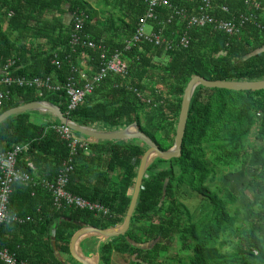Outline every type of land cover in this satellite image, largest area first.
<instances>
[{"label": "trees", "instance_id": "1", "mask_svg": "<svg viewBox=\"0 0 264 264\" xmlns=\"http://www.w3.org/2000/svg\"><path fill=\"white\" fill-rule=\"evenodd\" d=\"M94 2L103 9L118 11L117 15L107 11L111 14L107 24L114 38H130L145 11L141 0ZM169 2L190 9L200 0ZM238 2L216 0L230 11L239 9ZM261 3L264 6V0ZM77 10L87 14L84 33L90 34L94 42L103 43L110 50L124 47V41H101L99 31L94 27L90 30L92 18L85 0H0V72L5 61L13 58L18 66L14 75L48 78L58 87L51 91L12 87L0 115L20 105L48 102L83 127L101 124L115 130L136 123L159 150L167 151L174 145L182 96L193 76L209 81L264 80V20L262 28L249 24L234 37L212 32L206 26L191 31L187 49L164 53L150 45L132 48L124 57L129 63V90L120 86L119 77L108 76L76 110L66 115L67 95L60 87L69 76L77 75L71 72L76 56L66 57L71 50L72 24L65 25L63 16ZM159 17L164 18L165 12L161 10ZM181 28L176 24L167 26L165 36L172 38ZM55 54L61 61L60 68L51 63ZM88 54L92 57L90 63L96 65L97 55ZM161 57L168 60L166 64L156 62ZM154 70L159 71L157 83L165 92L155 91L151 97H144L152 100L148 104L132 90L145 92V82ZM33 115L45 117L32 111L11 116L0 124V154L14 145L28 144L29 151L18 158L17 167L29 172L30 163L46 179L53 180L69 150L52 129L44 132L47 126L59 124L55 117L46 114L54 120L37 124ZM254 130L261 146L246 144ZM146 150L147 146L139 140L98 141L89 144L88 153L79 150L73 158L66 190L107 208L109 214L105 217L86 210H57L52 206L51 195L43 189H35L31 197L32 189L16 184L13 193L21 187L19 190L28 198H36L44 191L47 209L42 207L36 215L35 201L29 211L18 209L19 199L12 193L9 211L35 219L18 228L22 233L32 229L36 238L10 243L3 238V226L0 248L8 249L26 264H62L57 253L79 264L70 256L72 236L82 227L106 230L123 223ZM238 172L247 182L237 194L219 184L225 174ZM186 189L202 198L198 204L193 205L194 200L187 204L190 197ZM175 239L186 256H170L169 243ZM28 245L29 249H24ZM98 252L101 264H110L114 255L121 256L125 264H162L161 254L168 264H264V90L237 92L197 87L189 106L181 155L169 161L151 160L128 231L104 241Z\"/></svg>", "mask_w": 264, "mask_h": 264}, {"label": "built area", "instance_id": "2", "mask_svg": "<svg viewBox=\"0 0 264 264\" xmlns=\"http://www.w3.org/2000/svg\"><path fill=\"white\" fill-rule=\"evenodd\" d=\"M145 6L144 13L138 18L135 31L125 41L122 49L110 50L103 43L94 42L91 37L84 33V24L88 19L84 11L77 10L71 14L72 29L70 33V53L68 59L76 56V61L71 65V72L77 77L69 76L65 85L61 86L66 91L67 104L66 115L76 110L84 99L92 94L95 87H98L108 76L119 77L124 88L129 90V63L124 59L126 53L132 48H139L142 45H150L153 48H160L164 53L179 49H187L190 45V33L196 29L209 27L212 32L222 33L228 37L240 34L243 29L251 24L256 28H262L261 21L264 20V6L261 0H238L239 9L230 11L223 3H216V0H200L190 9L178 7L169 0H141ZM189 1V0H188ZM191 1V0H190ZM165 12V17L160 18V11ZM219 12L220 17L215 13ZM182 27L179 33L172 38L165 36L167 26L174 24ZM149 27V30H145ZM165 27V28H164ZM79 50V54H76ZM88 52L97 55V64L90 63L92 57ZM69 61V60H68ZM51 63L61 67V61L57 54L53 56ZM18 68L16 60L9 58L5 61L0 72V108L3 101L9 96V89L35 88L37 90L51 91L58 89L52 85L48 78H26L14 75ZM133 93L141 101L152 103L150 98H144L138 89ZM68 118V117H67ZM92 128V127H90ZM56 132L59 140L67 144L69 154L62 162L56 177L53 180L38 179L17 167L18 158L26 155L30 146L28 144L14 145L9 151L0 154V228L6 224L23 225L29 218H22L18 214L9 211V199L16 184H23L31 188L39 187L49 193L52 198V206L59 209L86 210L96 216H108L109 210L104 206L88 202L80 197L71 195L67 190L69 176L73 169V158L78 151L89 152L90 141L75 134L71 129L62 124L47 126L44 132L49 130ZM96 131H101L92 128ZM90 139V138H89ZM91 140V139H90ZM92 141V140H91ZM29 168L33 166L29 163ZM0 263L2 264H26L19 261L5 248H0Z\"/></svg>", "mask_w": 264, "mask_h": 264}, {"label": "water", "instance_id": "3", "mask_svg": "<svg viewBox=\"0 0 264 264\" xmlns=\"http://www.w3.org/2000/svg\"><path fill=\"white\" fill-rule=\"evenodd\" d=\"M204 87L209 89H225L230 91H260L264 90V80L260 81H209L203 79L199 76H193L189 82L187 83L180 106V111L178 115V122L175 133L174 145L171 149L167 151H161L155 145L154 142L142 132L139 131L136 123H132L127 127L115 130H102L96 131L89 127H83L75 124L69 118H67L61 110L48 103V102H32L25 105H20L15 108L9 109L0 115V124L4 122L11 116L36 111L44 115H51L55 117L60 124L68 127L73 132L78 133L84 137L91 138L96 141H107V142H118V141H128V140H139L147 146V150L143 154L139 167L137 169L136 180L134 183V188L132 191L130 204L128 206L127 213L121 225H118L114 228L99 230L89 227H82L80 230L76 231L71 238L69 250L71 257L79 264H98L96 260L87 259L84 256L80 255L76 246L77 243L83 237L87 235H96L103 240H107L110 238L118 237L124 235L130 226V221L132 218V214L135 210L137 200L139 197V192L141 190L142 181L144 178L145 170L151 160L154 158H158L164 161H169L174 158H178L181 155V145L183 141V137L185 134V128L187 123L188 111L191 102L192 95L194 90L197 87Z\"/></svg>", "mask_w": 264, "mask_h": 264}, {"label": "crops", "instance_id": "4", "mask_svg": "<svg viewBox=\"0 0 264 264\" xmlns=\"http://www.w3.org/2000/svg\"><path fill=\"white\" fill-rule=\"evenodd\" d=\"M107 3V2H105ZM85 4H86V10L90 13L91 15V24H90V30H93V27L95 29H97L99 31L98 36L101 37V41H105L106 40H121V41H126L128 39L123 38V36L121 35V37L119 38H114L112 37V30H111V26L107 24V21L109 20L108 18H110L111 14L107 13V11H113L111 8H104L102 5H99L98 3H95L94 0H85ZM113 12L116 13V15L118 14L117 10H114ZM63 23H65V25H70L71 23V14L67 13L65 14V16H63ZM5 27V26H4ZM5 29V28H4ZM107 29L109 30L107 33ZM89 36L91 37V35L89 34ZM117 36V35H116ZM92 38V37H91ZM36 44V43H33ZM40 44V43H39ZM37 45V44H36ZM38 46V45H37ZM35 47H32V49H34ZM42 115V114H41ZM34 116V115H33ZM34 117H38L40 118L41 121H47L49 119H45L42 116H37L35 115ZM90 128V127H89ZM76 135L85 138L86 140L90 141L91 143H97L98 141L96 140H90L87 137H84L78 133H75ZM129 141V140H128ZM67 145V144H66ZM31 175L38 178V179H46V177L44 176V173L40 172L37 169H32V171H30ZM48 179V178H47ZM23 185V184H22ZM26 187V186H25ZM28 188H30V196L34 197V193H35V189H38L39 187L36 188H31L30 186H27ZM21 187H18V189L16 188L14 190V196H16L19 201H18V209L21 208L24 211H29L30 208L32 207V205L34 204V201L38 204L36 207L37 213L36 215H39L40 212L42 211V207H44V211L47 209V202L45 201V197H46V193L44 191L39 192L40 196H36V198H28L26 195L23 194L22 191H20ZM12 195V194H11ZM22 218H29L30 220L28 222H25L23 225L27 224V223H34L35 219L34 217L30 216V215H19ZM17 224H6L3 225L5 226V231L3 232V238L6 239L7 241H9L10 243H14V242H22L25 239L27 240H32L34 241L36 236L33 234L32 229L28 230L27 232H23L22 230L18 227L22 226V225H17ZM2 226V227H3ZM1 230V229H0ZM25 234V235H24ZM106 240H103V238L96 236V235H87L85 237H83L82 239H80V241L77 243L76 246V250L77 252L84 256L87 259H92V260H96L98 264L100 263V256H99V252H98V248L99 246ZM29 249V245L26 246V249ZM6 249V248H5ZM8 250V249H7ZM9 251V250H8ZM70 252V250H69ZM14 255V254H13ZM71 256V255H70ZM116 256V255H114ZM114 256L111 259V263L110 264H115L114 262ZM56 258L62 263V264H74L73 262H71V260L68 259L67 256L63 255V254H56ZM70 261V262H69Z\"/></svg>", "mask_w": 264, "mask_h": 264}, {"label": "rangeland", "instance_id": "5", "mask_svg": "<svg viewBox=\"0 0 264 264\" xmlns=\"http://www.w3.org/2000/svg\"><path fill=\"white\" fill-rule=\"evenodd\" d=\"M4 26H3V28H5L4 30H6V27H4ZM149 29H150L149 27H146L145 30H149ZM167 61L168 60L166 58H164V57H161L160 60H156V62L159 65H164V64H166ZM158 73H159L158 70H154V71H152L150 73V77L145 82V90H144L145 92L142 93L143 96H150L151 97V94L155 93V91H158V93H160V94L165 92V88H164V91H163V86L161 84L157 83V78H158L157 75H158ZM151 90H153V91H151ZM44 118L45 119H49V120H54L50 116L46 117V115H45ZM33 119H34V122H36L37 124H40L42 122L40 120V118H38V117H34ZM90 127L99 129L101 131L102 130H107V131L111 130L110 128H107V127H105V126H103L101 124L100 125H92ZM255 135L256 134H255V130H254V132L251 133V135L247 139V143L246 144L251 145L253 147L261 146L263 144L262 141L256 139ZM91 140H93V139H91ZM246 182H247V179L244 177L243 173L242 172H238L236 174H225L224 176L221 177V179L219 181V184L223 185L225 188H227L232 193L237 194L239 191L244 189V187L246 185ZM187 194H188V197H190V199L187 200V204L194 200L195 203L193 205H196L202 199L200 196H197L196 193H194L192 191L190 192L189 190H187ZM146 246L147 245H144L143 247L146 248ZM169 246H170V256L177 258L180 255H183V253L180 251L181 245H180V243L178 242L177 239L171 241L169 243ZM163 255L164 254H161V256L159 258V262L161 261L160 263H162V264H168V261L166 259H164ZM183 256H186V255H183ZM114 261H115L114 262L115 264H125L124 261H123V258L121 256H119V255L118 256L117 255L114 256Z\"/></svg>", "mask_w": 264, "mask_h": 264}, {"label": "clouds", "instance_id": "6", "mask_svg": "<svg viewBox=\"0 0 264 264\" xmlns=\"http://www.w3.org/2000/svg\"><path fill=\"white\" fill-rule=\"evenodd\" d=\"M72 14V13H71Z\"/></svg>", "mask_w": 264, "mask_h": 264}]
</instances>
